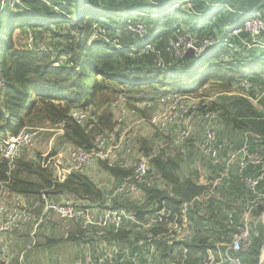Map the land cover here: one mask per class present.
I'll return each mask as SVG.
<instances>
[{
    "label": "trees",
    "instance_id": "1",
    "mask_svg": "<svg viewBox=\"0 0 264 264\" xmlns=\"http://www.w3.org/2000/svg\"><path fill=\"white\" fill-rule=\"evenodd\" d=\"M72 1L21 0V4L10 11L9 6H3L0 0V79L3 82L0 86V138L17 135L24 128L55 127L68 118L71 110L80 108L89 110L92 118L96 120L91 119L83 125L67 123L64 134L58 136V140L54 142L53 153L66 145L91 148L100 135L114 128L113 113L108 104L120 94L126 96L131 107L137 103H147L148 107H151L170 91L197 94L206 86H212L211 89L220 93L232 91V84L240 78L258 84L264 82V60L258 58V48L248 50L240 39H235L234 43L243 48L249 57L234 52L233 62L221 59L223 53L229 52L226 47L214 48L198 61L187 54L176 58L166 51L168 39L174 35L179 22H186L188 28L185 27L200 38L220 36L228 27L240 25L249 11L263 7L264 0H80L78 11L74 9L75 20L68 14V8L73 6ZM185 3H190L191 8L186 9ZM131 4L136 5L141 16L158 15L153 20L154 32L150 31L144 17L141 18L152 33V41L162 52L165 66H158L153 54L142 51L141 41L125 30V21L120 12L131 11ZM213 5L223 7L213 11ZM177 18L179 19L175 20ZM114 20L120 25L116 28L117 32L111 30ZM165 20L175 21L173 31L167 37L165 35L169 31L165 30ZM96 22L107 26L109 36L120 34V42L124 45L127 40L133 43L139 41L140 45L135 51L119 50L105 39L91 40L93 25ZM28 29L35 32L37 41L43 40L44 34H51L53 40L49 42L47 51L36 53L27 48L25 39ZM119 30L128 37L125 42ZM242 37L248 41L252 39L246 34ZM60 58L65 60L61 65H56ZM235 98L254 105L244 96ZM106 107L108 109H105ZM210 107L226 109L215 101ZM249 113L251 120L260 122L259 127L249 126L242 116L227 111L226 120L236 127L235 130L240 129V143L237 146L242 144L244 132L250 131L263 136L261 144L264 147V113L257 114L254 108ZM44 134L47 140L53 136L52 132ZM223 143L227 144V140L223 139ZM143 144L140 149L146 155L152 154L154 149L149 141L143 140ZM252 144L256 145L253 141ZM183 161L184 158L179 152L160 150L151 159V184L141 186L144 200H137L136 197L125 198L128 195H121L114 199L112 206L126 207L137 219L143 220L166 205L172 209L170 218L173 219L180 214L185 202H191L196 197L208 195L211 200L205 205L207 208L213 206L215 198L218 200L217 196L220 200L222 196L227 197L231 201L228 203L241 200V204L248 195L237 172L234 171L235 176L231 179L226 177L220 186L200 183L192 176L181 175ZM103 166L107 175L103 181L105 184L109 183L108 177L112 183H117L134 171L132 167H124L119 163L115 166ZM214 167L224 170L222 166ZM255 171L253 167L246 170L250 173ZM236 177L241 183L237 182ZM162 180L163 187L160 185ZM260 187L264 188V180ZM211 190L215 194H210ZM4 191L8 194H21L30 203L39 202L42 192H47L56 201L71 197L93 204L104 202L109 190L101 188L97 180L81 172H73L62 182L56 181L50 168L32 160L28 150H24L12 164L0 157V194ZM122 199L125 201L120 202ZM236 208L240 210L239 205ZM263 210L264 207H260L256 213L260 214ZM221 213L225 221L226 215L222 210ZM200 214L201 204L195 200L189 218L198 222L204 220L205 214ZM163 229L157 228L156 233H161ZM231 231L227 225L223 229L219 226L211 240L207 235L201 236L197 233L186 243L189 253L181 259V264H191L194 259L203 264L209 250L216 251L222 237L229 236ZM252 233V246L240 252L239 256L247 264H264V222L254 223ZM87 237L83 229L77 228L75 232H69L67 239L86 241ZM28 238L29 234L23 236V239ZM108 238L130 244L135 250L139 249L138 243L131 239V232L125 228V224L118 233L109 232ZM162 243L166 251L164 257H168L166 254L173 250V246L166 244V241ZM171 261L164 264L175 263ZM124 263L130 264L127 261ZM0 264L3 263L0 261ZM12 264L21 262L16 257L13 258Z\"/></svg>",
    "mask_w": 264,
    "mask_h": 264
},
{
    "label": "built area",
    "instance_id": "2",
    "mask_svg": "<svg viewBox=\"0 0 264 264\" xmlns=\"http://www.w3.org/2000/svg\"><path fill=\"white\" fill-rule=\"evenodd\" d=\"M1 3L3 6H9V10L13 11L21 4V0H9V2L2 0ZM184 7L190 9L191 4L185 3ZM222 7L213 5L212 10L215 11ZM1 13L2 8H0V16ZM137 13L136 11L129 13L127 10L120 12L125 21V30L141 41L142 51L153 54L158 66H165L166 61L161 50L152 41V33L148 31L145 22L140 17L141 13L139 11ZM178 24L175 27L174 35L168 39L166 49L170 55L176 58L184 56L189 49H193L194 58L198 61L204 58L210 50L219 47L229 48V52H225L221 56V59L227 62L235 61L232 58L234 52L249 57L243 48L234 43L235 39H240L242 45L248 50L259 46L262 51L257 53V56L264 60V6L249 11L240 25L228 27L220 36L200 38L188 30L182 21ZM244 34L252 39L248 41L243 38ZM34 35L35 32L28 29L25 39L27 48L36 53L47 51L49 42L53 40L51 34H44V39L40 41H37ZM97 39H105L119 50L130 49L120 42V34L109 36L107 26L96 22L93 25L91 40ZM64 60V58H60L56 65H61ZM2 84L0 79V86ZM206 87L212 88V86ZM232 88L230 92L220 93L244 96L254 105L264 102V82L258 84L249 79L240 78L234 81ZM220 93L217 92V94ZM211 99L201 96L199 93L170 91L157 101L155 108L148 116H144L140 111L149 106L147 103H137L131 107L126 96L120 94L108 104L113 113L114 128L100 135L93 147L66 145L55 153L51 148L40 155L36 152L30 153L32 160L40 162L43 167L50 168L56 181L60 182L66 180L73 172L86 173L97 180L105 172L104 164L115 166L122 157L128 161L135 155L137 158L133 164L132 159L129 161L134 167L133 173L115 183L113 188L106 193L104 202L92 204L71 197L56 201L47 192H42L39 202L30 203L21 194L2 192L0 194V261L3 264H12L11 247L2 241V237L28 225L32 230L30 236L35 240L41 225L54 217L78 225L94 239L108 238L109 232L118 233L125 222L137 223L136 232L140 236L138 239L139 249L135 250L131 248L130 244L111 240L102 251L97 253L89 251L83 260L76 264H112L115 260L121 262L124 260L130 264H142L140 258L144 250L147 249L149 254L145 256V264H153V255L157 248L156 242L160 237H165V241L169 244L178 243L181 248L180 255L182 259L185 258L189 253L186 243L190 242L197 234V230L190 222L189 212L194 207L195 200L200 202L205 196L185 202L180 214L177 217L174 216L173 219L170 218L173 211L166 205L145 219L139 220L124 208H114L112 204L115 198L121 195H135L143 184H151L149 178L151 159L160 150H167L169 147H184L195 138L196 132L201 126L203 128V137L199 144L201 153L214 166L226 168L228 173L232 167L236 166L237 173L240 174L241 181L248 192L242 203L238 204L240 210L237 208L225 209V223L232 231L229 232V236L222 237V240L217 244L216 251L209 250L203 264H247L239 256V253L252 246L253 224L264 222V210L260 214L256 213L257 209L264 207V188L260 187L264 180V147L261 144L263 136L256 132L245 131L242 144L231 147L232 149L230 148L224 158L222 151L223 147L227 146L226 143L220 142L218 135L220 127L217 126V120L222 115V110L211 108L210 104L214 102ZM91 115L89 110L75 108L71 110L65 121L59 122L55 127L24 128L17 135L0 138V157L12 164L24 150H30L36 146L40 134L52 132L55 142L58 136L64 134L67 123L75 122L83 125L91 119L96 120ZM143 126L144 129H142ZM146 129H151L154 135H159L157 141L159 140L160 144L150 155H146L144 151V154H138L139 137L152 135L145 133ZM252 141L256 143L255 146ZM249 167H253L256 171L246 172ZM210 194L215 193L211 190ZM157 228L164 229L161 233H156ZM33 243L31 242L30 246ZM19 261L23 264L24 253L19 256Z\"/></svg>",
    "mask_w": 264,
    "mask_h": 264
},
{
    "label": "rangeland",
    "instance_id": "3",
    "mask_svg": "<svg viewBox=\"0 0 264 264\" xmlns=\"http://www.w3.org/2000/svg\"><path fill=\"white\" fill-rule=\"evenodd\" d=\"M80 2V0H73L72 1V5L68 8V14H70V16L72 18L75 19V14H74V9L76 11H78V3ZM129 9L131 11L128 12H132V11H138V9L136 8V5L131 4L129 5ZM140 12V11H139ZM172 12V10H171ZM139 14V13H137ZM121 16V15H120ZM140 17H144V20L146 21V23L148 24L150 31L154 32V17H148L147 15H143ZM179 18L175 19L178 20ZM173 20V19H172ZM184 22V21H183ZM175 24V21H167L165 20V24L164 26L166 27L165 30L169 31L168 33L163 34L162 37H167L171 34V32L173 31V25ZM184 25L186 26L187 23L184 22ZM168 27V28H167ZM188 28V26H186ZM121 31V30H120ZM17 33V31L15 32V34ZM14 34V35H15ZM159 34V33H158ZM121 35L122 38L124 39V42L127 40V36L125 35V33L123 31H121ZM159 38V37H158ZM161 38V37H160ZM129 43H133V42H129ZM59 45V44H57ZM60 46V45H59ZM233 89V88H232ZM199 94H201V96H204L206 98H212L211 100H214L215 102H217L219 105L224 106L226 109H222V115L218 118L217 120V126L220 127L218 130V135L220 138V142L223 143V139L227 140V147H223V151H222V155L224 156V158L227 156L230 148L232 147H236L239 143H240V129L235 130V126L226 120V115H227V111H229L232 114H235L236 116L240 115L242 116V118L249 124V126H254V127H259L261 124L260 122L251 120L250 118V111L254 108V110L258 113H264V102H261L257 105H253L251 106V104L247 101H241L240 99L235 98V96H240V95H228V94H217V92H215L213 89H211V87H206V89H203L201 92H199ZM156 104L151 106V107H144L141 109V114L144 116H148L153 109L155 108ZM253 107V108H252ZM105 109H108V107H106ZM148 109V110H147ZM147 110V111H146ZM227 110V111H226ZM228 116V115H227ZM219 123V124H218ZM221 126H224L221 129ZM142 129H144V126L142 127ZM145 133L148 134H152L150 136H146L143 135L142 137H139V147H138V154L139 153H143V150L141 151L140 148L141 146L143 147V140H147L149 141V144L151 145V147H153V149L155 150L156 148H158L160 142L157 141V136L153 134L151 129H146L144 131ZM54 137V136H53ZM53 137L49 138V140H47V136L46 134L42 133L40 134V138L38 140V142L36 143V146L33 149H28L29 154L36 152V153H42V152H46L48 150H50V148L53 150V144H54V140ZM202 137H203V128L200 126V128L198 129V131L196 132V136L194 139L190 140L184 147L182 148H168V151H173L175 153L179 152L182 154L184 161L182 163L181 166V175L183 176H192L193 179L197 180L198 182H209L210 184H215V181L217 179H219L220 183H218V186L223 184V180L226 177H229L230 179L232 177L235 176V172H238V169L235 165V167H232L234 169L230 170V173L226 172V168L224 169V167H222V169H224L223 171H221L220 169H216L214 167V164L210 162V160L204 156L199 148V144L202 141ZM53 140V141H52ZM58 139H56L57 141ZM229 141V143H228ZM52 142V145H51ZM231 148V149H232ZM152 149V150H153ZM153 152V151H151ZM137 155H135L133 158H130L129 161L132 159V164L133 162L136 160ZM119 164L123 165L124 167H132V164L126 159V158H121L120 160H118ZM219 168V167H218ZM220 170V171H219ZM221 172V173H220ZM226 172V173H225ZM220 173V174H219ZM89 175V174H88ZM219 175V177H218ZM104 178V177H103ZM237 182H240L239 178L236 177ZM104 181V179H103ZM241 183V182H240ZM160 185H164V181H160ZM243 194H245V192H242ZM143 194V191L141 193ZM222 196V195H221ZM223 200H226L224 196H222ZM238 206V205H237ZM125 209H127L126 207H123ZM128 211V209H127ZM131 223L128 222L127 224L129 225ZM193 224V222H192ZM76 228H79L78 225L67 221V220H61L58 219L57 217L52 218V220H50L47 223H44L41 225V228L39 229V231L36 234L35 240H33L30 236V233L32 232L31 227L27 226L26 228H21L18 229L14 232H12V234H16V239H14V241L16 243H12L11 244V257H12V261L13 258H16L24 253V261L23 264H27L26 263V259L27 261L31 260V259H35L36 262L38 264H67L73 261L74 258V262L71 264H76L77 262L83 260V257L86 255V241H84L83 239L80 241H74V243H76V245L74 246L73 241H70L67 239L69 232H75ZM259 228V225H258ZM11 236V233H8ZM25 234H29V238L28 240L23 239V236ZM7 235V234H6ZM5 235V236H6ZM54 241V242H53ZM34 242L32 246H30V243ZM157 248H156V252L153 255V259L152 262L153 264H162V258L165 256L166 251H164V244L162 242H160L159 240L156 242ZM174 246L178 245V243H174ZM71 247L72 249L70 251H67L68 247ZM175 248H173L174 251ZM264 251V250H263ZM149 254V250H144V253H142V257L140 258V262L142 264H145L146 262V255ZM72 257L71 259L69 257ZM166 256H169V258L172 261H175L177 264H181V255H179V250L177 249V255H173V252L171 253V255L166 254ZM264 259V252H263V257ZM169 260V262L171 261ZM125 261L123 260V264ZM34 263V262H33ZM191 264H199V262H197V260H192Z\"/></svg>",
    "mask_w": 264,
    "mask_h": 264
},
{
    "label": "crops",
    "instance_id": "4",
    "mask_svg": "<svg viewBox=\"0 0 264 264\" xmlns=\"http://www.w3.org/2000/svg\"><path fill=\"white\" fill-rule=\"evenodd\" d=\"M152 17H154V18H157L158 17V15L157 14H152ZM112 27L114 28H111V30L112 31H114V32H117V29L116 28H119L120 27V25H119V23L117 22V20H114V23H113V25H112ZM119 32H120V30H119ZM159 33V32H158ZM156 34V33H155ZM125 45L126 46H128V47H130V49L131 50H133V51H135V50H137L136 48H137V46L138 45H140V42L139 41H136V43H129L128 42V40L125 42ZM255 48H258L257 49V52H256V54L257 53H260L261 51H262V49L259 47V46H255ZM224 126H221V129L223 128ZM119 165H121V164H119ZM121 166H123V165H121ZM106 172H104V174L103 175H101L98 179H97V182H98V184L100 185V187L101 188H105L106 190H109V189H112L113 188V186H114V184L115 183H112L111 182V179L108 177L107 178V181L109 182V183H107V184H105V183H103V179H106ZM104 177V178H103ZM201 183H206V184H210L209 182H201ZM217 183H220V181H219V179H217L216 181H215V184H217ZM218 185V184H217ZM142 193V188L140 189V191L137 193V194H135V195H128L127 197H125V198H137V200H140V201H143L144 199H143V197H144V195H142L141 194ZM143 194H144V192H143ZM217 194H219V193H217ZM124 198V199H125ZM124 199H122L120 202H122V201H125ZM217 199L218 200H216V198H215V202H214V204H213V206H210V207H205V205H207L208 204V202L211 200V198L208 196V195H206L205 197H204V199H202V200H200V204H201V214L200 215H203V214H205V219L204 220H201V221H193L192 219L190 220V222H191V224H192V222H193V226H194V228L197 230V233H199L201 236H202V234H204V236H208V237H210V240L214 237V234H215V232L219 229V226L223 229V228H225V221H224V217H222V213H221V210L223 211V213H224V211H225V209L226 208H236V206L240 203V201L241 200H238V201H236V202H234V203H228V202H231V201H229L228 200V198L227 197H225V199L226 200H223V199H219V197L217 196ZM228 200V201H227ZM213 203V202H212ZM211 203V204H212ZM209 208V209H208ZM213 209H214V211H213ZM212 212H214V216H212ZM216 213H218L217 214V216H216ZM204 216V215H203ZM260 224V223H259ZM125 228L127 229V230H130V232H131V239L132 240H134V242H136V243H138V239H139V234L136 232V228H137V223L136 222H133V221H131V223L128 225L126 222H125ZM75 230H77V228L75 229ZM223 231V230H222ZM88 237L86 238V255L88 254V252L89 251H91V252H93V253H97V252H99L100 250L102 251L104 248H106V246L109 244V242L111 241L109 238H101V239H94L91 235H87ZM14 239H16V234H12L11 233V236L9 235V234H7L6 236H4V237H2V241H4L5 243H7V244H9V246L11 247V244L13 243H16L15 241H14ZM159 241L160 242H165V237H160L159 238ZM73 243H74V241H73ZM139 244H141V241H139ZM166 244H168V245H172L173 247H172V249L173 248H175L174 249V251L172 250L171 252L169 251L168 252V254H170L171 255V253L173 252V255H177V249L179 250V255H180V245L178 244L177 246L175 245H173V244H169V243H167L166 242ZM76 245V243H74V246ZM142 247V246H141ZM144 249H146L145 247H143ZM164 248H165V245H164ZM12 249V248H11ZM72 248L69 246L68 248H67V251H70ZM72 257H74V256H71V257H69L70 259L72 258ZM19 259V258H18ZM169 260H171L170 258H169V256L168 257H163L162 258V264H164L166 261H169ZM34 262V263H33ZM36 262V260L33 258V259H31V260H29V261H27V259H26V263L27 264H38V263H35ZM74 262V258H73V261L71 262V260H70V262L69 263H67V264H71V263H73ZM171 262H175V261H171ZM176 263V262H175ZM175 263H173V264H175ZM62 264H64V263H62ZM112 264H123L120 260H115ZM177 264V263H176Z\"/></svg>",
    "mask_w": 264,
    "mask_h": 264
},
{
    "label": "water",
    "instance_id": "5",
    "mask_svg": "<svg viewBox=\"0 0 264 264\" xmlns=\"http://www.w3.org/2000/svg\"><path fill=\"white\" fill-rule=\"evenodd\" d=\"M189 57H194V50L193 49H189L186 53Z\"/></svg>",
    "mask_w": 264,
    "mask_h": 264
}]
</instances>
